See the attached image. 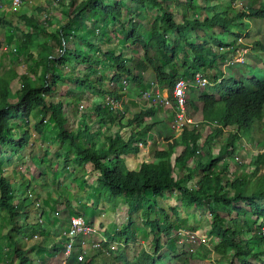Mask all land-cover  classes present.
Instances as JSON below:
<instances>
[{"label":"rangeland","instance_id":"rangeland-1","mask_svg":"<svg viewBox=\"0 0 264 264\" xmlns=\"http://www.w3.org/2000/svg\"><path fill=\"white\" fill-rule=\"evenodd\" d=\"M64 1V6L59 8L58 11L56 10L59 6L57 0H50L47 3H44V0H24L15 8L10 5L0 7V38L4 40L6 38L11 39L8 43L4 41V45L0 48V70L13 67L20 74L25 72L39 73V69H36L34 66L37 58L33 57L34 55L31 58L29 56L30 49L25 45H20L21 41L25 39L24 36L29 34L31 29L28 27L21 28V23L17 18L21 14L31 15L38 21H44L46 30H56V27L63 26L66 23L71 16V10L77 2V0L71 2L68 0ZM117 1L123 2V19L127 29H123L119 22H113L112 19L107 18L106 15H102L96 10L80 18L78 26L73 28L78 30L80 24L79 31L77 32L78 36L82 37L91 46L82 45L84 55L86 54L91 60L97 59L105 63L104 67L93 66L91 68L87 81L93 87H80L66 77L59 81L56 86H53L54 90L51 96L54 101H62L66 107L64 112L68 119L67 130H76L80 127L81 117L84 116L90 132H99L95 139L98 147H101L104 136L113 135L116 132H120L124 139L129 138L131 127L123 126H127V123L133 119L136 112L140 109L148 108L152 104L146 101L140 94L148 89L144 90L146 83L155 81V73L145 57L143 47L138 43L130 41L127 38V32L130 31V21H133L140 24L143 37H148L151 23L154 20L155 14L160 13V9L155 8L152 11H147L136 6L132 0H105L108 4H115ZM185 1L176 0L169 3V11L173 12L175 19L178 21L183 17L204 21L206 17L210 18L216 14H226L227 17H233L234 22L228 24L226 30H223L219 26L190 28L186 32L185 40H180L176 32L165 28L161 30V34L164 35L165 41L170 47L178 44L177 50L174 55H171V53L154 47L148 52V55L153 60L163 65L167 70L175 69L179 76H186V80L188 81H190L194 71L204 73L211 81L214 75L222 76L227 71L244 76L247 74L252 75L256 67L264 69V17L247 15L249 8H259L261 5H264V0H194L192 7H188ZM48 7L50 8L48 9ZM4 21L12 23V26L10 27L9 24L3 23ZM243 28L245 34L242 32L240 37L235 39L234 37ZM234 39L237 41L236 44H241L242 46L236 45L238 49L235 50H232L231 47L227 48V46L232 44ZM32 40L34 42L51 43L54 48V56L60 54V45L48 37L41 35ZM204 40H207L206 46L210 47L211 51L207 62L210 67H199L194 64L193 53L189 47V43L202 44ZM5 44L6 48H4ZM221 47H224V49ZM38 49L34 48L32 52H37L39 51ZM96 51H98V54ZM106 52L122 55L128 66L133 70L134 76L141 81L136 80L132 76L124 77L121 81L115 83L112 79L118 70L115 64L104 62L103 53ZM70 65L71 68H69L67 75H77L82 79L84 66L81 64L73 69V62ZM55 66H57L56 71L63 73L62 65L57 64ZM98 78L101 80L100 84L96 82ZM48 79H51L50 74H48ZM10 86L12 92L16 93L19 89V79H14ZM97 89L105 91L112 89L119 90L123 94V99L118 102H120L123 108L125 106L129 107L125 112L124 118L121 119L116 118L117 112L114 110L113 117H115L117 123L112 126L106 124L100 129L96 123L97 118L94 109L96 105H101L103 111H108L109 105L106 101L109 98L99 94ZM190 90L201 94L206 88L193 89L191 87L187 91V94L190 93ZM216 97L218 98V96ZM14 100L15 98L11 101ZM152 105H154L157 112L153 118L145 119L144 123L147 125L155 123L156 125L146 136L148 145L139 146L142 153L138 156L134 155L125 158V161H128L131 167H133L132 162H136V157L138 159H136L137 162H140L139 164L142 162L155 163L152 151H145L146 148H151L153 141H156V145L159 148H166L167 143L171 139L179 137L181 134V132L176 130L174 124V109L166 108L157 103H153ZM187 115L195 122V125H189L186 128L190 130L192 127H195L202 133V138L198 142V148H203L201 154H204L205 158L208 156V153L216 157L227 140L229 129L223 131L222 135H215L212 126L204 127L202 123L197 121L199 119V112L191 109L189 105ZM18 121L13 122V124L17 125ZM20 121L21 128L28 129L31 134L30 142L25 149L19 151H14V148L12 150L11 146L0 147V167L3 174L10 178L13 185L14 204H17L19 200L24 201L27 211L15 218L14 223L10 221L4 211L0 213V235L7 236V238H0V264H16L17 260L13 251L16 246L21 247L23 244L25 247L27 245V247L34 248L29 252L32 257V264H49L48 261L50 259H55L49 257L53 256L51 246H45V251L41 243L50 245L54 241L59 240L57 244L62 247V243H64L63 232L68 229L71 217L76 216L74 212H80L83 217L85 216L84 218H86L87 223L94 228V232L76 240L82 247L83 259L80 260L82 264L87 263L97 252H103L105 255L108 253L113 257L119 249H125L128 257L137 255L140 249H144L149 254L154 253L157 248V237L160 238L161 245L157 253V256L161 258L160 263L182 264L183 260L188 259V255L198 248V243L191 242L184 236L176 234L175 230L177 228L194 231L199 239L206 241L207 247L213 248V241L209 235L213 216L210 214L208 204L203 206L187 205L185 202H182L181 194L178 191L170 190L164 192L163 202H165L168 208L176 207L178 211V214L174 215L168 210L171 221L174 223V231L170 236H165L158 231L157 233L151 231L145 221L142 220L140 212L133 215L128 214L127 209L130 200L128 193H124V196L123 194L121 196L118 206L120 215L119 212L116 214L119 217L117 219L110 212L112 209L102 204L100 202L102 200H99L96 195L98 172L92 169L90 164L88 166H79L76 163L75 155L72 150H69L67 143L62 144L56 139L57 132L53 123L50 122L43 129L42 136L38 137L33 132V124L28 125L24 119ZM35 121L38 122L39 119ZM21 128L17 127L14 129L15 139H19ZM239 145V150L233 155H223L218 165L226 168V173L222 174V176L224 175L223 180L232 181L236 178L248 180L247 185L249 188L247 192L251 193L254 190L253 184L257 177L264 175V165L257 169L252 165V162H254L258 153L264 152V150L258 146L248 144L246 140L240 141ZM179 148L173 150L175 155L180 154L181 150H178ZM195 164L190 162L189 166H195ZM256 169V174L252 175V172ZM84 174L87 176L83 177ZM198 174L199 171L195 172L193 177L195 178ZM180 175L181 173L174 169L173 177L179 179ZM187 184L191 187L195 186V179L187 181ZM258 199L260 200L258 202H261L264 206V194L259 196ZM136 204L138 206L141 205L140 198L137 199ZM234 205L244 211L240 214V223L246 221L252 229H255L264 221L263 217L257 218L252 213L249 202L238 200ZM40 213L42 216L39 217ZM234 215L235 213H233ZM223 216L225 219L224 224L232 227L233 224L230 217L224 214ZM152 217L162 218L159 216L157 209L155 213L153 212ZM39 218L42 219L41 222H39ZM35 222H38L41 228L44 225L42 228L44 231L46 228L49 229V235L47 234L46 238V234L41 230L34 235L30 226H27L25 229L31 235L28 238L24 236V232L19 233L21 225L26 226L28 223ZM129 222H132L131 232L133 240L128 245L116 242H110L106 247L102 245L104 242L103 238L105 239L104 232L114 234L124 228ZM240 228L244 229V226ZM251 235L252 232H246L242 238L248 239ZM11 237L13 238L11 239ZM96 242H98L97 246H95ZM229 260H232L234 264H240L234 257L230 256L228 259H224L221 255L213 252V250L208 258H189L187 264H228ZM250 262L251 264H260L254 259H250Z\"/></svg>","mask_w":264,"mask_h":264},{"label":"trees","instance_id":"trees-1","mask_svg":"<svg viewBox=\"0 0 264 264\" xmlns=\"http://www.w3.org/2000/svg\"><path fill=\"white\" fill-rule=\"evenodd\" d=\"M57 1L61 2L62 0ZM132 1L139 8L147 11H152L155 8L160 9V13L155 14L151 23L148 37H143L140 24L133 21L129 23V26H131L130 31L127 30V38L143 47L145 57L155 73V81L146 83L144 90L149 89L152 83H156L162 89L171 90L179 78L185 80L187 78L184 75L179 76L175 69L167 70L148 55L149 50L154 47L171 53V55L175 54L178 44L170 47L166 43L164 35L161 34V30L166 28L176 32L180 40H185L186 32L190 28L219 26L226 30L228 24L234 22V18L227 17L226 14L206 17L204 21L185 17L178 21L168 8L169 3L176 0ZM167 1L169 2L165 3ZM193 2L194 0L185 1L188 7H192ZM123 8L122 1H117L115 4H108L105 0L78 1L71 10V16L66 23L57 27L54 33L47 32L44 21H38L31 15H19L17 19L21 23V28L28 27L32 31L24 36L25 39L21 41L20 45H25L30 49L29 56L31 58L33 55L37 58L34 66L39 69V73L25 72L18 74L13 67L0 70V147L11 146L12 150L14 148V151H19L25 149L29 144L31 134L28 129L21 128L20 120H26L28 125L33 124V132L38 137L42 136L43 129L52 122L57 132L56 139L62 144L67 143L69 150H72L75 155L76 163L79 166L89 163L92 169L98 172L97 196L107 202L109 207L113 209L118 207L120 196L128 193L130 195L128 214L133 215L140 212L142 220L145 221L151 231L155 233L158 231L165 236H170L174 231V223L171 221L168 210L174 215H177L178 211L176 207L168 208L166 206L163 202V195L166 191L176 190L181 194L182 202L187 205L203 206L208 204L210 214L213 216L209 233L210 239L213 241V248L210 249L205 243H199L198 248L188 255V259H206L213 250L224 259H228L230 256L234 257L240 264H251L250 259L264 264V240L259 232L264 221L255 229H252L246 221L240 223V214L244 211L234 205L238 200L247 201L250 204L252 213L257 218H264V206L261 202H258V197L264 194V175L257 177L253 184L254 190L249 193L247 192L249 188L247 185L248 180L237 178L232 181L223 180L224 175L222 176V174L226 173V168L218 165L223 155H233L239 150V143L242 140H246L248 144L258 146L264 150V69L262 67L254 68L250 76H243L230 71L222 76L214 75L212 80H209L210 84L205 87L206 90L203 93L197 94L191 90L190 93H186V109L189 105L191 109L199 112L197 121L202 123V126H212L214 134L218 136L229 129L227 140L216 157L208 153L205 158L204 154H201L203 148H198L202 133L195 127L190 130L185 127L179 137L173 138L167 143L166 148H159L156 141H153L151 151L154 158L158 160L156 163L144 162L136 169L127 166L124 157L136 155L140 152V145H148L146 136L156 124L147 125L144 121L147 118H153L157 112L152 104L148 108L136 112L133 119L127 123V126H123L131 127V135L128 139H124L120 132H116L113 135L104 136L101 147H98L95 139L99 132H90L84 116L81 117L80 127L76 130H67L68 119L64 112V103L60 100L54 101L51 98L54 90L53 86H56L59 81L67 77L80 87L92 88V84L87 81L91 68L93 66L104 67L105 64L97 59L91 60L86 54L84 55L82 45L91 46L82 37L77 36L75 34L77 30L73 31V28L78 26L80 18L96 10L112 19L113 22H119L123 29H127L123 19ZM247 15L264 17V5L259 8H249ZM6 24L12 26L10 22ZM78 28H80V24ZM243 30L244 28L234 38H239ZM34 35H43L56 42V44L58 43L61 47L60 54L54 56V48L51 43L34 42L32 40ZM235 39L227 48L231 47L232 50H235L237 46H242L236 44ZM4 41L8 43L11 39L6 38L4 40L0 38V45H3ZM206 44L207 40H204L202 44L189 43L193 53V63L199 67H210L207 62L211 51ZM253 44L255 45V43ZM34 48H39V51L32 52ZM221 48L224 49V47ZM96 53L98 54V51ZM103 57L105 58L104 62L115 64L117 67L118 71L112 79L115 83H118L124 77L134 76L133 70L128 66L122 55L106 52L103 53ZM71 62L74 65L73 69L81 64L84 66L82 79L77 75H67L69 68H71ZM57 64L63 66V73L56 71L57 66L55 65ZM197 72L199 71L192 73L191 79ZM48 74L51 75L50 80ZM16 78L19 79V89L16 93H13L10 84ZM135 79L141 81L136 77ZM96 82L100 84V78L96 79ZM97 92L115 101L123 99V94L117 89L109 91L97 89ZM142 93L140 96H142ZM13 98L15 100L11 101ZM128 108V106L124 108L117 107L105 112L102 110L101 105H96L94 112L98 128L100 129L106 124L112 126L117 123L115 117H113L114 110L117 112L116 118L121 119L124 118ZM47 116H49L48 119ZM36 119H39V121L36 122ZM16 121H18V124L14 125L13 122ZM17 127L21 128L19 139H15L13 133ZM176 147H183V151L172 161L173 149ZM191 159L196 163L195 166H189L188 163ZM252 163L257 169L263 166L264 152L258 153ZM174 169L181 173L179 179L173 177ZM257 169L252 172V175L256 174ZM197 171H199V174L194 178L193 174ZM194 179L195 186H188L187 181H193ZM12 186L10 178L3 174L0 167V213L4 211L10 221L14 223L15 218L26 213L27 207L24 206V201L21 200L14 204ZM139 198L141 199L140 206L136 204ZM156 209L159 216L162 217L161 219L152 217ZM233 213H235L234 216ZM223 214L230 217L232 227L224 224ZM74 215L83 216L80 212H74ZM27 226L32 228L33 233L40 232L42 229L38 222L28 223L26 226L21 225L19 233L24 232L23 234L26 237L31 236L25 230ZM131 226L132 222H129L114 234L110 233L112 235L109 232H104L106 241L102 245L106 247L110 242L128 245L133 240ZM241 226H244V229L240 228ZM246 232H252V235L248 239H243L242 236ZM4 237L7 238L6 235H0L1 239ZM156 242V251L151 254L144 249H140L137 255L128 257L125 249H119L114 257L108 253L105 255L103 252H97L87 263H84L158 264L159 262L161 264V258L157 256L161 246L159 237L156 238ZM63 250L64 246L61 248L57 247L56 244L51 246V253L53 252V254ZM13 252L17 260L16 264H32V257L28 249L16 246ZM81 252V244L77 241L73 245L66 263L82 264V261L78 259ZM188 259L183 260L182 264H187ZM228 264L234 263L229 260Z\"/></svg>","mask_w":264,"mask_h":264},{"label":"built area","instance_id":"built-area-1","mask_svg":"<svg viewBox=\"0 0 264 264\" xmlns=\"http://www.w3.org/2000/svg\"><path fill=\"white\" fill-rule=\"evenodd\" d=\"M21 2H23V0H0V7L10 5L11 7L15 8L18 7ZM4 48H6V46ZM209 84L210 81L208 77L202 72H197L193 75L190 81L179 78L171 90L165 88L162 89L156 83H152L151 87L142 93V97L152 104L157 103L166 108L174 109V124L176 130L178 132H182L185 127H188L189 125H195V122L188 117L186 109V93L189 87L204 89ZM106 102L109 105V109L121 107L120 102L113 99H107ZM92 232H94V228L86 223L83 216L76 215L71 217L68 229L63 232L65 237V249L63 251L64 257H69L73 245L78 238H83ZM175 232L180 236H184L191 242L206 244V241L204 239H199L198 235L194 231L178 228L175 230ZM259 232L264 240V224L261 225ZM97 245L98 242L95 243V246ZM78 259H83V255L79 254Z\"/></svg>","mask_w":264,"mask_h":264},{"label":"crops","instance_id":"crops-1","mask_svg":"<svg viewBox=\"0 0 264 264\" xmlns=\"http://www.w3.org/2000/svg\"><path fill=\"white\" fill-rule=\"evenodd\" d=\"M78 1H81V0H77V2ZM47 2H50V0H44V3H47ZM64 3H65V1H61V2H58V8L56 9L57 11L59 10V8H61V7H63L64 6ZM57 5V4H56ZM55 5V6H56ZM50 7H48V9H49ZM62 22V21H61ZM59 27V26H58ZM57 28V27H56ZM75 29H73V31H74ZM79 31V28H78V30H77V32ZM32 32V31H31ZM31 32H29V33H31ZM47 32L48 33H54L55 32V30L53 29V30H47ZM75 33L77 36H78V33ZM38 36H41V35H34L33 37H32V39L33 38H37ZM42 40V39H41ZM4 45V44H3ZM3 45H0V48L3 46ZM6 46V45H5ZM15 70L18 72V70L15 68ZM18 74H20V73H18ZM245 76H250L249 74H247V75H245ZM65 105H64V111H65ZM48 117L49 116H47L46 118L48 119ZM67 118V117H66ZM177 148H179V147H176V148H174V149H177ZM173 149V150H174ZM178 150H181V152H179L180 154L182 153V151H183V148H179ZM144 151V150H143ZM145 151H151V148H146V150ZM144 151V152H145ZM142 153V150L140 149V152L139 153H137L136 155L138 156L139 154H141ZM180 154H178V155H175L174 153H173V155H172V160L175 158V157H177V156H179ZM135 155V156H136ZM132 156H134V155H132ZM128 157V156H127ZM127 157H124V159L125 158H127ZM137 157L135 158V161L136 162H132V165H133V167H131L130 166V164L128 163V161H125L126 162V164H127V166H129L130 168H132V169H136V168H138V167H140V165L143 163H141V164H139L140 162L138 161L137 162ZM155 161L157 162L158 160H156L155 159ZM155 162V163H156ZM190 162H193V159H191L190 161H189V163ZM188 163V164H189ZM194 163V162H193ZM88 164L89 163H87V164H85V166H88ZM137 164H139L138 166H137ZM192 167V166H191ZM87 171V170H86ZM87 175L86 174H84V176L83 177H86ZM96 195H97V193H96ZM123 196H124V194H123ZM120 199H121V196H120ZM99 200H102V199H100L99 198ZM100 202H102V204H105L106 206H108V204H107V202H105V201H100ZM129 202H130V200H129ZM119 206V205H118ZM109 207V206H108ZM109 209H112V210H110V212H112L113 213V215L115 216V218L116 217H118L117 215H116V213L117 212H119L120 210H119V208L118 207H116V208H112V207H109ZM119 215H120V212H119ZM118 219H119V217H118ZM44 227V225H42V228ZM41 231H43L44 232V234H46L45 235V238H46V236H47V234L49 235V229L48 228H46L45 229V231H44V229H41ZM35 233H37V232H35ZM35 233H33L34 235H35ZM37 235V234H36ZM26 238H28V237H26ZM57 242H59V240H57V241H54V243H51L50 245H44L43 243H41V246H42V248L43 249H45V251H46V247L45 246H53L54 244H56V246L57 247H59V248H61V245H59V244H57ZM44 246V247H43ZM62 246H63V243H62ZM21 247H23L24 249H28L29 251L30 250H33L34 248H32V247H27V245H26V247L24 246V244H23V246H21ZM49 257H53V258H55V259H50L48 262H49V264H67L66 263V261H65V258H64V256H63V252L62 251H60V252H57V253H55V254H53V256H49ZM47 264V263H46Z\"/></svg>","mask_w":264,"mask_h":264},{"label":"clouds","instance_id":"clouds-1","mask_svg":"<svg viewBox=\"0 0 264 264\" xmlns=\"http://www.w3.org/2000/svg\"><path fill=\"white\" fill-rule=\"evenodd\" d=\"M245 48H246V47H245ZM237 49H238V48H237ZM242 50H243V49H242ZM90 205H91V204H90ZM40 216H42V215L39 214V217H40ZM117 219H118V218H117ZM41 221H42V219L39 218V222H41ZM103 241L105 242L106 240L103 238ZM64 243H65V237H64ZM64 243H63V246H64ZM63 246H62V247H63ZM64 249H65V247H64ZM63 251H64V250H63ZM63 251H62V252H63ZM213 252H214V251H213ZM80 254H82V252H81ZM63 256H64V255H63ZM64 258H65V261L68 259V258H66V257H64Z\"/></svg>","mask_w":264,"mask_h":264}]
</instances>
